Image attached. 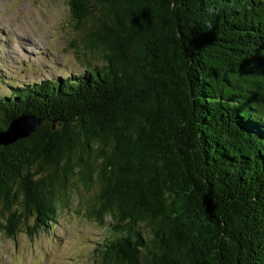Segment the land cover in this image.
Wrapping results in <instances>:
<instances>
[{
    "label": "trees",
    "instance_id": "trees-1",
    "mask_svg": "<svg viewBox=\"0 0 264 264\" xmlns=\"http://www.w3.org/2000/svg\"><path fill=\"white\" fill-rule=\"evenodd\" d=\"M96 56L0 95V232L78 192L99 264H264V0H67ZM32 220V223L30 221Z\"/></svg>",
    "mask_w": 264,
    "mask_h": 264
},
{
    "label": "rangeland",
    "instance_id": "rangeland-1",
    "mask_svg": "<svg viewBox=\"0 0 264 264\" xmlns=\"http://www.w3.org/2000/svg\"><path fill=\"white\" fill-rule=\"evenodd\" d=\"M98 61L73 28L67 0H0V95L11 84L77 75ZM83 196L75 192L32 235L0 232V264H99L96 249L109 233L86 215Z\"/></svg>",
    "mask_w": 264,
    "mask_h": 264
},
{
    "label": "water",
    "instance_id": "water-1",
    "mask_svg": "<svg viewBox=\"0 0 264 264\" xmlns=\"http://www.w3.org/2000/svg\"><path fill=\"white\" fill-rule=\"evenodd\" d=\"M42 124V119L34 115L21 114L14 118L6 130L0 131V144L9 145L34 132Z\"/></svg>",
    "mask_w": 264,
    "mask_h": 264
}]
</instances>
